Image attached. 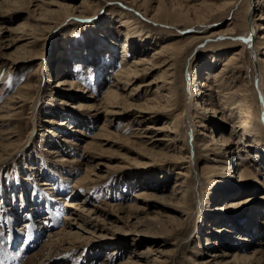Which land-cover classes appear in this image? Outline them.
<instances>
[{
    "label": "rangeland",
    "instance_id": "obj_1",
    "mask_svg": "<svg viewBox=\"0 0 264 264\" xmlns=\"http://www.w3.org/2000/svg\"><path fill=\"white\" fill-rule=\"evenodd\" d=\"M81 1L66 0L75 5ZM92 1L85 10L80 7L78 9L89 18V22H98L95 29L98 28L99 34L117 43L109 49V53L108 49H105L106 45L102 43L104 38L94 34L93 27L85 28L83 27L85 22L82 20L68 19L72 16H81L79 11L69 16L68 21L58 24L52 31L45 29L47 41L46 45L44 44L46 47L44 52L41 40L36 39L33 44L29 43L30 39L32 40V34L29 32L35 30L33 27L29 28L28 23H38L39 9L36 10L33 5H38L39 1L32 0L28 5V0L20 2L0 0V255L3 253L8 262L14 260L16 254L21 255V264H200L202 258L206 257L207 260L210 258L209 254L212 251L220 253V250L225 249L232 256L235 249L244 246L249 245V248L243 251L249 253L260 242L264 246V232L255 235L256 225L250 226L248 219L254 214L252 209L257 207V204L246 205L245 209L237 210V215L234 212L215 211L211 214L207 212L208 207L213 204L225 202L226 205L227 202L243 201L250 196L257 198L263 192L262 189L255 187L243 195H239L242 190L238 192L232 190L226 194L222 186L216 188L204 176L205 178L201 180L188 179L192 189L186 194V198L181 200L180 194L176 197L172 195L178 179L175 174L177 169L159 154L162 151L161 147L147 151L141 144L119 139L131 135L135 123L128 126L124 123L126 121H123L129 118L109 117L107 126L112 135H100L99 138L92 139L104 123V113L101 112L102 109L96 112L94 108L89 110L83 106L77 107V103L91 104L88 98L90 92H94L92 94L97 96L96 99L102 98L111 84V75L119 70L122 53L117 28L124 14L131 15V18H135L144 28L143 32L133 34L131 54H150L152 49L165 41L163 36L174 37V40L183 43L192 34L187 30L179 34L181 36H173L171 33L155 29L156 25L148 23L145 16L151 6H156L158 0H145L141 7L128 2L129 0ZM165 1L169 3L173 0ZM181 1L184 7H198L204 0ZM222 1L224 0H209L208 3L217 5ZM33 9L35 13L32 14L30 11ZM237 12L239 13L238 9ZM244 12L242 10L234 21L240 29L237 34V41L240 42L241 37L246 35L245 27L240 26ZM29 14L34 18L29 19L32 17ZM231 17H233L231 12L224 13L219 18L211 20L206 30L224 29L232 20ZM61 20L62 16L57 18L56 22ZM23 23L27 24L25 28L28 31L18 29ZM72 33L75 34V43L74 48L70 49L67 47ZM119 35L124 39L123 32ZM16 37H20L21 40L16 42ZM226 39L230 38L224 37L221 41L226 42ZM95 43L98 45L101 43V46L98 48ZM214 43L216 39L204 35L191 43L193 52L196 50L198 54L200 53L198 56L200 59L197 61L207 59L209 51L203 50L214 49ZM22 45H26L24 48L27 53L21 48L18 50V46ZM223 47V49L228 47L226 51L232 52L240 45ZM87 49L90 50L89 54ZM33 50L42 52L41 56L37 55L40 58L28 59L29 51L33 53ZM107 53L112 55L109 60ZM136 55H129V59ZM63 57L68 61L62 62ZM243 62L248 79L252 81L255 76L253 79L255 86L258 74L255 64H252L248 45L244 48ZM87 63L94 69H102L97 80L93 79V73L87 71ZM179 69L182 73L179 95L182 97L187 93V96H190L188 92L190 86L186 80L187 66L183 68L180 65ZM156 72L133 78L127 92L139 82L146 83L151 80ZM192 77L193 75L190 78ZM61 78L76 80L81 84V90L64 92L62 89H67L66 86L61 87L57 84ZM95 83H99L97 89L94 88ZM251 88L256 103L258 101L262 103L264 93L256 87ZM262 88L264 91V87ZM149 89L148 85L141 86L133 97L127 96L132 104L125 107L126 113L132 116L137 113L146 114L147 118L152 115L150 110L144 108L147 104L144 99L148 98V104L154 101L151 95L153 88ZM83 90L88 92L85 93ZM17 95L21 96L22 100L15 98L18 102L13 107L21 105V108L8 107L5 102ZM190 102L192 104V100ZM138 109L143 110L138 112ZM163 120L164 117H161V121ZM194 121L196 119L192 120V124H195L193 134L195 138H201L200 133L204 132V127L198 126ZM62 122L65 124H61ZM148 122L149 120H146L141 125ZM205 124L210 125L208 122ZM213 124L216 126V122L213 121ZM188 127L189 122L185 119L183 129L186 130ZM75 129L81 130L83 134L74 131ZM208 129L205 131L206 135L210 133ZM189 136V133L182 136L179 143L184 144V147L189 146L188 139L191 138ZM10 141L13 143L10 144ZM91 141L98 144L85 148V144ZM72 159L81 161L70 166L68 164ZM234 159L229 165L233 166ZM202 166L200 163L199 167ZM86 168L92 169V175L77 185L75 181L85 174ZM42 182L50 185H40ZM73 194L75 198L70 197ZM138 194L144 195L145 199L137 197ZM71 199H77L81 209H78L79 206L75 209L68 207L67 202ZM255 201L253 200L252 204ZM175 205H180L181 207L177 208L183 209L185 214L174 212ZM258 207L254 210L256 214L262 212L264 208L262 205ZM76 214H79L80 218L74 221ZM240 214H243L242 222H239ZM29 216H33L31 218L35 220L36 235L33 239L37 243L35 240L32 244L27 242L29 248L33 247L27 250L25 239L28 230L26 222L31 219ZM67 221L75 222L72 228L67 229L73 230L71 232L76 234L54 237V232L65 226ZM211 223L214 224L213 227L230 226L231 232L225 236L223 233L219 236L212 235L209 226ZM246 226L248 229L253 227L251 231L253 235ZM14 232L18 233L16 239L19 238V242L12 247L13 251L8 252L11 249ZM239 235H251V238L249 241H242L236 238ZM53 239L54 241L50 243ZM207 239H211L208 244ZM7 252L11 255L5 254ZM45 255L49 256L47 260ZM233 264L247 263L237 261Z\"/></svg>",
    "mask_w": 264,
    "mask_h": 264
},
{
    "label": "bare ground",
    "instance_id": "obj_2",
    "mask_svg": "<svg viewBox=\"0 0 264 264\" xmlns=\"http://www.w3.org/2000/svg\"><path fill=\"white\" fill-rule=\"evenodd\" d=\"M31 1L32 0H28V5ZM38 1V5H33L36 10L39 9V11H37L38 23H28L29 28L33 27V30H35V32H29V34H32V40L30 39L29 42L30 44H33L34 41L38 39L43 42L42 45L44 46L47 41L45 29L52 31L58 24L66 20L68 21V19L82 20L85 22L83 27H93L92 32L94 34H99L98 28L95 29L98 22H89V18H86V16L82 14V10L79 11L78 9L80 7V9L83 8L85 10V8L92 4V0H82L77 5L68 3L66 0ZM124 1L127 2L128 0ZM140 1L141 2L138 0H129L128 2L141 7L145 4V0ZM208 1L209 0H204L198 7H184L181 0H173L169 3L165 0H158L156 6H151L149 12L146 14L147 16L143 15L148 23L156 25L154 27L155 29L169 34L171 33L173 36L183 34V32L187 30L192 34H190L189 39L183 43L177 39L174 40V37L163 36L162 38L165 41L158 47L152 49L150 54H131L133 34L140 31L143 32L142 30L144 28L135 18H131V15L124 14V18L119 20L117 28L118 33L121 34L123 32L124 35V39H121V35L118 34L122 53L119 70L111 75V84L102 98L96 99L97 96L92 94L94 92H90L88 98H90L91 104H82L78 102L77 107L83 106L89 110L94 108L96 112L102 109L101 112L104 113V123L99 127L98 133L96 136L92 137V139L99 138L100 135H112V132L108 129L107 123L109 117L116 116L120 119H122V117L129 118L128 120H123L126 121L124 123L128 126H131L129 124L133 122L135 123L134 128L130 132L131 135L119 139H123L129 143L141 144L147 151H152L154 147H161L162 151L159 154H161L165 160L172 163V166L176 167L174 169H177L175 174L178 179L174 184V191L172 193L174 197L180 194V199L184 200L187 196L186 194L192 189L191 185L188 183V179L201 180L205 177L208 178L216 188L222 186L226 194L232 190H234V192L236 190L237 192L242 190V193H239V195H243L245 192L255 187H258L257 189L260 188V190L262 189L263 192L257 198L256 196H250L243 201L237 202L234 200L227 202L226 205L225 202H222L220 204H213L207 209V212L210 214L215 211H221L220 213L234 212V214L237 215V210L245 209L246 205L257 204V207L252 209V213L254 214L248 217V219L250 221V226L255 227L256 225L257 233L254 234L261 235L262 231L264 232V208L261 210L262 212H257V214L254 210L258 209L260 205L264 207V101L262 103L260 101L256 103V98L252 93L251 86H253L254 89H260L261 92L264 93L262 88L264 87V0H224L221 4L217 5L208 3ZM35 9L30 12L32 14L35 13ZM237 9L239 13L242 10L245 11L242 17V25L240 26L245 27L244 30H246V35L241 37V42L237 41V34H239L238 31L240 29L237 28L238 25L234 22L239 14ZM76 11H79V15L81 16H72ZM230 12L233 16L231 17L232 20L225 25L224 29L206 30L211 20H215L224 13L229 14ZM60 16H62V20L56 22L57 18ZM69 16L72 17L68 18ZM31 18H34L33 15L29 19ZM257 20H260V22H257ZM25 24L26 23H23L18 29L26 30L25 26L27 24ZM45 24H47V26ZM75 26H79V24H75ZM74 35L73 33L71 34L69 46L67 48H74ZM202 35L216 39V43H214V49L208 48L203 50H208L209 52L207 54V59L201 62V60L197 61L200 53L198 54L196 50L193 52L194 48H191L190 45L194 40L201 38ZM97 36L99 38H104L102 39V43L104 46L106 45L105 49H108V53L110 52L109 49L117 44L115 41L107 39L105 35L102 36V34H99ZM224 37L230 39H226V42L221 41ZM19 40H21L20 37L15 38L16 42ZM238 44L240 47L237 49L235 48L232 52L226 51L228 47L223 49V46H235ZM94 45H97L99 48L101 43L100 45L97 43ZM247 45L251 51L252 64H255L258 74L257 84H255V86L253 80L255 76L252 81L248 79V76H246L247 70L244 64L245 61L243 62L244 48ZM25 46L26 45L18 46V50L21 48L23 52L27 53L28 51L24 48ZM45 50L46 47L44 46V52ZM96 52H98V50H96ZM89 53L90 50L87 49V54ZM108 53L107 56H109V60L112 55H108ZM28 54V59L40 58L42 52L33 50V53L29 51ZM129 55L136 56L130 60ZM63 60L64 62L68 61L67 58L64 57L61 61L63 62ZM87 64V71L93 73V79H96L99 74L102 73V69H94L92 65L89 63ZM180 65H182L183 68L185 65L187 66L186 80L190 86V91H188L190 96H187V93L182 97L179 95V87L182 86L179 84L182 82V73L179 69ZM189 69L191 72H188ZM87 71L84 70L86 73ZM153 71L157 72L151 80L146 83L139 82L137 85L132 86L127 92V87L133 78L137 79ZM191 75H193L192 79L190 78ZM57 84L61 85V87L66 86L65 88L67 89H62L64 92H66V90H81V84L71 78H61L58 80ZM95 85L96 87L94 86V88L97 89L99 83H95ZM145 85L150 86V89L153 88L151 95L154 101L148 104V98L144 99L147 103L144 108L150 110L152 115L150 114L147 118L146 114L135 112L137 114L132 116V114L126 113L125 107L132 104L129 102L127 96L133 97L132 95L136 93L137 89ZM85 91L88 92V90H83V92ZM15 98H20L19 101L22 100L19 95L9 98L7 102H5L8 107H13L18 102ZM188 98L192 100V104ZM139 107L141 108V106ZM13 108H21V105ZM138 110V112H140L143 109ZM217 115H219V117H217ZM161 117H164L163 121H161ZM185 119L189 122V127L186 128V130L183 129ZM193 119H196L194 122H197L198 126L204 127V132L200 133V135H202L201 138H195L193 134L195 126V124H192ZM146 120H149V122L146 125H141V123ZM213 121L216 122V126L213 124ZM206 122L210 123V125L208 126V124H205ZM63 123L64 122L61 124ZM207 129L210 131L208 135L205 133ZM76 130L83 134L81 130L75 129L74 131ZM184 130V135L189 133L191 136V138L189 136L190 140L188 139L189 146L185 147L184 144L179 143L182 136L184 137ZM12 143L13 141H10V144ZM96 143L97 142L93 141L87 142L84 147L90 148ZM99 143H101V141ZM233 159V166H231L229 164ZM80 161V159H72L69 161L71 163L68 165L74 166ZM200 163L203 164L202 167H199ZM235 169L237 170L235 171ZM91 171L92 169L86 168L85 174L75 181L78 183L77 185L83 183L84 180L86 181V178L92 175ZM40 185L50 184L42 182ZM136 196L145 199V196L142 194ZM70 197L75 198V195H70ZM253 200L256 201L252 204ZM67 203H69L68 207L72 209L78 206L80 207L78 209H81L77 199L68 200ZM175 207L176 208L173 209L174 212L182 215L185 214L183 209L177 208L181 207L180 205H175ZM87 211L90 210L87 209ZM78 216L79 214L75 216L76 218L72 217L73 220L76 221V219H79L80 217ZM238 216H240L239 222H242L243 214ZM34 221L31 218L30 221L26 222L29 225L27 227V240L30 244L33 243L35 240L33 238L36 235V231L34 230L36 224ZM74 223L69 221L65 222V226L63 225L59 230L54 232V237L60 235H75L76 233L71 232L73 230L67 229L68 227L69 229L72 228ZM213 225V223L209 224L212 235L219 236V234L221 235L223 233L225 236L231 232L230 229L232 227L230 226L226 225L227 227L224 228L223 226L213 227ZM253 227L247 228L252 235L253 233L251 231ZM240 230L242 229L240 228ZM16 238V235H13V241ZM236 238L242 241H249L251 235H239ZM58 239L59 238H57V241ZM207 240L208 244L211 239ZM53 241L54 239L50 243ZM34 242H36V240ZM261 244L262 242L250 253L243 252L245 248H249V245L247 247L244 246L240 249H235V253L232 255L233 257L225 249L220 250V253L219 251H212L209 254L210 258L208 260L206 257L202 258L200 264H233V262L237 263V261H245L247 264H264V246ZM48 258L49 256L47 255L46 260Z\"/></svg>",
    "mask_w": 264,
    "mask_h": 264
},
{
    "label": "snow or ice",
    "instance_id": "obj_3",
    "mask_svg": "<svg viewBox=\"0 0 264 264\" xmlns=\"http://www.w3.org/2000/svg\"><path fill=\"white\" fill-rule=\"evenodd\" d=\"M242 39V38H241Z\"/></svg>",
    "mask_w": 264,
    "mask_h": 264
}]
</instances>
